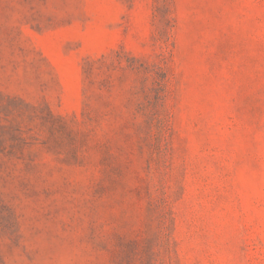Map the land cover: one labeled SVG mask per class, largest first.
I'll list each match as a JSON object with an SVG mask.
<instances>
[{"label":"rangeland","instance_id":"374dc122","mask_svg":"<svg viewBox=\"0 0 264 264\" xmlns=\"http://www.w3.org/2000/svg\"><path fill=\"white\" fill-rule=\"evenodd\" d=\"M0 264H264V0H0Z\"/></svg>","mask_w":264,"mask_h":264}]
</instances>
